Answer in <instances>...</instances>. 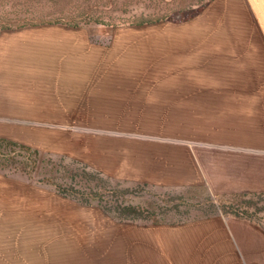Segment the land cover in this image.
<instances>
[{
  "label": "crops",
  "instance_id": "0c3cea01",
  "mask_svg": "<svg viewBox=\"0 0 264 264\" xmlns=\"http://www.w3.org/2000/svg\"><path fill=\"white\" fill-rule=\"evenodd\" d=\"M88 28L0 33V138L110 179L264 194V0H212L182 25L120 27L108 42ZM121 226L124 264H264L250 219Z\"/></svg>",
  "mask_w": 264,
  "mask_h": 264
},
{
  "label": "rangeland",
  "instance_id": "374dc122",
  "mask_svg": "<svg viewBox=\"0 0 264 264\" xmlns=\"http://www.w3.org/2000/svg\"><path fill=\"white\" fill-rule=\"evenodd\" d=\"M211 1L0 0V33L14 21L23 27L77 24L89 27L94 41L108 42L120 27L147 26L156 32L158 27L182 25ZM27 8L32 12H24ZM3 152L0 149V264H124V223H177L222 215L264 227V194L151 187L110 179L66 155H33L18 148ZM56 185L77 191V199L94 197L92 205L59 195ZM126 206L135 207L139 218H116L115 208ZM92 208L113 223L99 219Z\"/></svg>",
  "mask_w": 264,
  "mask_h": 264
},
{
  "label": "trees",
  "instance_id": "16d2710c",
  "mask_svg": "<svg viewBox=\"0 0 264 264\" xmlns=\"http://www.w3.org/2000/svg\"><path fill=\"white\" fill-rule=\"evenodd\" d=\"M25 2H26V4H29L27 1H25ZM28 8L24 12H32L30 9L28 11ZM190 17L191 16L189 15L185 19H189ZM142 24L139 23V25H142ZM23 26H26V25L23 23H17L16 21H14V22H9L8 24L3 25L1 28L2 29H10L13 27L19 28V27H23ZM72 26H77V24H72ZM7 148H9V149L18 148V150L21 152H28V153L33 154V155L39 154V152L37 150H34L28 146L17 144L15 142L10 141V140L0 138V149H1V152L3 155H5V153L3 151L6 150ZM55 188H56V193H58L59 195H61L63 197L77 199V193H78L77 191H75V192L72 191L73 193H71L69 191H66L65 189H61V187L57 186V185ZM93 198L94 197H91V201ZM77 200L81 201L85 205H92V202L90 201V199L78 198ZM108 212H111V211H108ZM115 212H116L115 217L118 218L119 220H135V219L139 218L138 217L139 216L138 210L133 206H126V207H123V209H120L119 207H117V208H115Z\"/></svg>",
  "mask_w": 264,
  "mask_h": 264
}]
</instances>
